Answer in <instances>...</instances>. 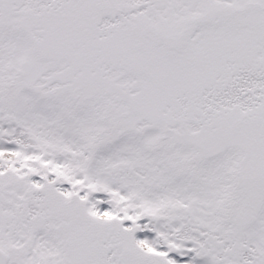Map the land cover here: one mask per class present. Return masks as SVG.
Wrapping results in <instances>:
<instances>
[{"label":"snow or ice","instance_id":"obj_1","mask_svg":"<svg viewBox=\"0 0 264 264\" xmlns=\"http://www.w3.org/2000/svg\"><path fill=\"white\" fill-rule=\"evenodd\" d=\"M0 264H264V0H0Z\"/></svg>","mask_w":264,"mask_h":264}]
</instances>
